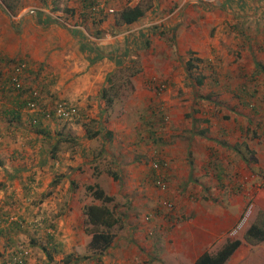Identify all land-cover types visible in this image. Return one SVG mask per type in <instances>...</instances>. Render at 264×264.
Segmentation results:
<instances>
[{"label": "crops", "instance_id": "0c3cea01", "mask_svg": "<svg viewBox=\"0 0 264 264\" xmlns=\"http://www.w3.org/2000/svg\"><path fill=\"white\" fill-rule=\"evenodd\" d=\"M149 2V8L130 25L110 27L109 22L101 23L100 37L89 35L83 39L77 36L79 32L85 33L79 24L68 25L67 31L77 45L87 50L85 63L91 66V72L77 82L71 79L69 89L60 90L72 75L63 77L59 86L55 83L50 86V93L77 103L80 111L88 114L95 96L87 97L89 94L85 93L81 97L77 91L82 81L90 94L99 93L100 98L105 88L103 82L110 83L112 72L107 69L100 72L106 63L113 69L124 66L133 71L126 76L128 92L123 102L107 103V108L106 105L99 107L93 116L95 126L102 128L98 152L82 146L90 140L84 136L80 137L79 148L70 159L64 158L67 153L62 152L65 148L62 143L76 140V136L71 133L63 136L60 134L65 132L63 125L57 132L50 124L53 139L58 142L54 158L49 157L45 141L27 125V113L22 111L23 115L10 123V131L3 132L9 114H3L2 110L10 106L15 109V104L9 103L6 97L0 100L3 106L0 109V188L4 184L5 189L13 186L2 196L0 207L15 218L19 215L24 219L22 226L10 221L0 227V264H17L12 258V247L26 251L22 255L23 264H192L203 252L215 253L228 238L248 195L252 196L259 184L263 191L255 194L254 207L264 211V0ZM159 24L163 25L162 30L155 33L154 28ZM107 26L117 31L115 38L104 35ZM157 46L159 51L154 53ZM162 49H166V70L161 75L167 84L169 81L172 94L173 88L180 87L190 62L191 68L199 72L194 76L193 85L181 89L191 92L200 86L202 91L207 88L206 80L213 79L212 87L205 90L217 97L210 98V103H197L196 107L187 99L176 103L167 100L168 110L173 114L172 122L165 126L167 139L157 143L149 141L146 145L147 138L138 133L150 116L148 97L152 99V94H143L150 89L146 86L148 78L155 76L137 72V57L151 56V62H156L154 56L161 55ZM211 62L217 64L213 74L200 70L198 64ZM200 76L201 81H196ZM78 82L81 83L77 85ZM243 89L254 99L252 112L247 109L240 115L230 112L229 119L223 120L218 106L222 103L220 99H225L229 106L237 104L232 96L241 94ZM203 106L214 118L204 116ZM71 126L78 128L75 124ZM222 147L227 150L222 152ZM97 157L108 162L115 177L101 171L105 166L99 167L98 176L93 177L91 164L98 161ZM153 159L156 168L150 167ZM154 172L165 182L164 191L153 187ZM30 177L36 185L29 194H24L22 185ZM94 181L108 195H125L130 199L124 204L129 206V216L121 217L122 227L100 255L85 250L89 237L83 232V203L78 194L84 184ZM110 183L116 189L110 190ZM16 187L20 192L14 193ZM122 188L124 193H119ZM161 198L173 203L170 211L158 212L162 209ZM146 207L152 210V217L147 221L138 219L137 211ZM40 218L42 222H38ZM245 226L238 237L240 243L223 264H264V245L243 241ZM47 235L54 249L44 252L41 246Z\"/></svg>", "mask_w": 264, "mask_h": 264}, {"label": "rangeland", "instance_id": "374dc122", "mask_svg": "<svg viewBox=\"0 0 264 264\" xmlns=\"http://www.w3.org/2000/svg\"><path fill=\"white\" fill-rule=\"evenodd\" d=\"M134 1L135 0H99L98 5L101 4L102 7L106 6L107 9L110 8L111 10L113 9L114 11L116 10L115 8H119L121 3L133 4ZM145 1L146 0H142V2H145ZM75 3L76 1L74 2L73 0H4V1L0 0V54H7L10 57H14L16 54H23V53L28 54L30 56L31 61L27 68L29 69L31 68L32 70L39 71L38 76L35 77V82L36 80L41 81V79H44V82H46L48 79L52 78L53 82L49 85V90H50V86L53 83L59 86L60 85L59 82L63 83V77L72 75L59 88L60 90L61 89L63 90L66 87L67 89H69V86L71 84L70 82L71 79L76 80L75 82H77V79H81L82 75H84L87 72L88 73L91 72L90 70L91 66L85 63V61L87 60V57H86L87 50L85 49V47H81L77 45L78 43H76V41L73 39L69 31H67V29H70L68 25L79 24V26H81L84 29L85 33L81 34L79 32L77 36L80 35L83 37V39H88L87 36L92 35V32L94 31L96 27H94L93 24L89 22L90 20L82 21L81 17L72 16L73 14L69 12V10H71V8H74V6L76 5ZM6 4L10 5L11 10H9L5 6ZM113 11L111 12L107 11L106 14L107 15L109 14L108 16L110 17V14H112ZM108 16H106V19ZM81 21L83 24L80 23ZM43 23L45 24L43 25ZM96 26L98 27V29L101 28L100 24L96 23ZM162 26H163L162 24L157 25V27L155 26L154 28L156 31L155 33H160V31L162 30L160 27ZM15 27H18V31H14L13 28ZM103 31H104V35L106 36L109 35L110 38H115L114 35H117V32L114 34H111L107 30H103ZM101 33L103 34L102 31ZM100 36H97V37H100ZM153 51L154 53L156 51H159L158 46L154 48ZM165 51L166 49L165 50L162 49L161 55L158 54L154 56L156 57V59H154L156 62H151V56H144L142 54V56L137 57V72L144 73L143 74L144 76H148L147 74L152 73V75L155 76V79L166 81V87L158 95L154 94L149 83L145 82L146 86L149 87L151 91L149 89L148 92L143 94V95L146 94L145 96H147V94H149V96L152 94V97L154 96L155 98L154 102L157 103V105H160L162 107V113H160V111L157 112V108H156V110L154 111V115H158V120L160 121L159 125L155 127L156 131L157 133H159V136L164 141H166L167 139V135L165 132V126L169 124L170 122H172V119H173V114H171L170 110H168V107H167V100H171L176 103V102H181L187 99L191 101V105H195L196 107V106H199L197 103H201V102L203 104L204 102L205 104L210 103L208 101L210 98L213 99V97L214 98L217 97V96H214L212 93H206L208 90L207 88L212 87L213 79L211 81L206 80L207 88L205 89L207 90L204 89L202 91H199L200 86H197L195 89H191V92L190 91L185 92L181 89V87L189 88L191 84L193 85L194 76H196L197 73L199 72L197 71V68L192 69L191 67L185 68L186 71L181 80L182 82L180 84V87L178 86L176 88H173L174 94H172V88H171V85L169 84V81L167 84V79H165V77L161 75V73L163 71L165 72L166 70L165 69V58H166ZM137 56H139L138 53H137ZM66 60L67 62L63 64L62 62ZM198 66L200 67V70L201 69L204 71L207 70L208 72H210V74H213V69L217 68V64H214L212 62L206 63V64H198ZM106 69L110 70L109 72L111 71L112 72L109 75L110 83H107L106 80L103 82V85L105 86L103 90H105L107 96L111 97L112 102H110V104L111 103H114L116 105L121 104L124 100V97L127 95V92H128L126 76L130 72L129 68L120 66V67H116L115 69H113V68H110L106 63L104 65V68L102 67L100 69V72ZM23 74L25 75V71ZM31 78H34V76H31ZM80 83L81 82H78L77 85H79ZM241 85L245 87L244 83H242ZM86 86L87 84L86 83L84 84V81H82L81 85L79 86V90L77 92H79L81 97H84L85 93L89 94L87 97L95 96L94 102L92 101V103H90L92 105L90 107L92 108V110L88 111L89 115L86 113V111L81 112L77 106V103L74 104L73 102H71L72 104L77 106L78 114L80 117H77L73 120L64 121L61 124L60 123L59 124L55 123L54 125L52 124L54 126L53 130L57 132H59V129L62 128L60 126L63 125V130H65V132L62 131V133H60L61 135L67 136L68 133H71L72 135L76 136V140L75 139L72 141L68 140L66 142H63L61 145L65 147L64 149H62V152L67 153L66 157L63 156L66 159H70V156H72V153L75 149L76 151L78 150L79 148L78 144H79L80 137L85 138L84 136H85L86 128H88L89 130V129H94L96 127L93 121L88 122L89 119L93 118V116L96 115L97 113L96 110H98L99 107L102 108L103 106L106 105L105 101L99 98V93L96 95L95 94L93 95L92 93L90 94ZM98 90L100 91V88H98ZM241 91H242L241 94H234L232 96L234 99L236 98L237 104L231 103L229 106L225 99H220L222 103L218 106H220L222 110V114L224 115V118L222 117L223 120L229 119V116H231L230 112H234L237 115L244 114L242 113V111L244 112V110L246 109L252 112L253 110L252 108H254V99L251 98L252 97L251 95L244 93L245 89ZM192 95L194 96L192 97ZM198 96L201 97L202 99L199 100L200 98ZM59 99L61 98L59 97ZM148 99L149 101L151 100L150 97H148ZM61 100H64V98H62ZM227 101L229 102V99ZM240 102H243L244 106H241ZM157 105L155 107H157ZM225 105L227 106L225 107ZM204 106H203L205 110L203 111L204 116L206 118H214L213 115L210 114V110H206ZM106 108H107V105H106ZM117 108H116V111H117ZM87 109L89 108L87 107L86 110ZM215 110L217 111L218 109H215ZM83 114L85 117L82 116ZM161 114L163 116H166V118L163 119L161 116H159ZM83 123L85 124V126L82 125ZM72 124H75L76 125L75 127H78L79 129L78 128L76 129L74 127L73 129L71 126ZM101 134H102V131L98 135H95L94 138H90V140H86V141L82 140V141H85L83 142L82 146L86 148H92L91 150H95V152H98V150L101 148V140H102ZM145 134H146V131L141 136H145ZM220 150L223 152L224 150H227V149L222 147ZM98 160L100 161L101 158H99ZM96 164L97 162L95 160V162H93L91 166H94ZM92 174H94V172ZM33 178L35 179L34 176ZM5 185L6 184H4L3 187L0 188V200H2V196L7 195L8 192L11 191L13 188V186H9L8 188L5 189ZM259 185L257 189L255 188L256 189L255 193H253L252 196L248 195V197H250L249 200L251 203V210L249 214L247 215L246 219L243 220L241 227L234 229V231H232L228 235V238L233 239V238L240 237L243 226L246 224L245 226V229H246L248 225L251 223V221L254 219L256 212L258 211L254 207V196L258 190H259L258 192L263 191L262 186L261 185L259 186ZM108 187L110 188V190L116 189L112 183H110ZM17 188L18 187L13 189L14 193L20 192V191H16ZM165 189H166V184H165ZM123 191H124V188L120 189L119 193H124ZM78 194H79V198H81L82 200L81 203L88 204L91 202L96 205L98 204V201L96 200L91 201L90 197L84 196L83 191L78 192ZM262 195L264 197V193ZM119 196L120 195L113 194L112 201H110L106 205L113 209L117 217L123 215L127 218L130 214L129 207L127 208L124 205H122L123 199L119 198ZM161 199H165V198H161ZM161 199H159V201ZM149 211H150L149 207H146L143 211H137V218L138 219L141 218L145 220L144 217L148 216V219H146L145 221L149 220L152 217V213ZM120 227H122V223H121V219H118V222L114 226H112L110 230L113 234H115L117 233ZM48 231L51 232L49 228H48ZM84 235L89 237V235L87 234H84ZM262 244L264 245V242H260L258 245H262ZM85 250H89L87 248V245H85Z\"/></svg>", "mask_w": 264, "mask_h": 264}, {"label": "trees", "instance_id": "16d2710c", "mask_svg": "<svg viewBox=\"0 0 264 264\" xmlns=\"http://www.w3.org/2000/svg\"><path fill=\"white\" fill-rule=\"evenodd\" d=\"M4 1V0H3ZM76 1V5L74 8H71L69 12H71L72 16L81 17L82 21L90 20L89 22L93 24L96 29L92 32V35L94 37L100 36L101 29H98L96 26L97 24L101 23H108L109 26L111 24L115 26H127L132 24L134 21L139 19L144 12L149 8L150 2L149 0H146L145 2H142V0H138L134 4H127V3H121L119 8H115L116 10L113 11L112 14H110V17L106 14L107 8L106 6L102 7L98 5L99 0H73ZM9 10H11L10 5H5ZM76 13V14H75ZM71 15V14H70ZM106 16L107 19H106ZM82 21L80 23H82ZM21 23V22H20ZM19 23V24H20ZM83 24V23H82ZM109 26L106 27L105 30L110 32L111 34L116 33L117 31H113L109 29ZM14 31H18V27L13 28ZM31 59L30 56L26 53L23 54H16L14 57H10L7 54H0V100H3V97H6L9 99V103H14L15 109H13L11 106L6 107L3 109V106L0 105V109L2 110V113L9 114L7 115L6 122L7 126L3 128V132L7 133L6 131H10L11 129V122L20 114H22V111L24 113H27V125L30 127V131H32L35 135H38L40 139H43L45 141V145H47L48 148V155L49 157L54 158L56 143L58 140H54L53 136L51 134V127L50 124L54 125L55 123L61 124L64 121L60 118L53 117V107L55 104H57L61 99H59L55 94L50 93L49 85L52 83V78L48 79L46 82H44V79H41V81L35 82V77L38 76L39 71L32 70L31 68H27ZM20 62H25L26 69H25V75L21 74L17 76L20 86L15 88L11 85V74L12 69L15 65H17ZM192 63L187 62L186 68L192 67ZM131 71L130 73H132ZM31 76H34L33 81L29 82V79ZM203 77H196V81H201ZM110 81V80H109ZM160 80L161 83L164 84L166 87V81ZM35 83V84H33ZM35 85V86H33ZM36 90L38 94V101H37V109L32 112H28L24 109V104L28 100H31L32 98V91ZM100 98L105 101V103H110L111 97L106 95L105 90H101ZM155 98L154 96L149 101V117L147 122L144 125V128L142 131L140 130L138 133L140 136L144 134L146 131L145 137L147 140H145L146 145H149L151 141L152 143H157L158 141L161 142V137L159 136V133L156 131V126L159 125L160 121L158 120V115H154V111L156 110L157 103L154 102ZM3 105V104H2ZM44 110L47 111L50 116L45 117L44 114L40 111ZM78 111V110H77ZM157 112H159L157 110ZM160 113H162V109L160 110ZM23 115V114H22ZM161 116V115H159ZM77 117H80L79 115ZM162 117V116H161ZM88 122L95 123V119L91 118ZM33 120V122H31ZM87 122V123H88ZM82 125L85 126L83 123ZM101 127H95L94 129L86 128L85 130V137L87 139H90L94 135H97L101 132ZM104 134H106L104 132ZM1 135V134H0ZM142 137V136H141ZM62 140L65 138H61ZM70 139H74L71 138ZM52 141V142H51ZM157 153V152H156ZM101 157H97L99 159ZM154 160V159H153ZM97 164L92 166V173L94 172L93 177L96 178L100 171L99 167L105 166L106 168H102L101 171H104L105 173L109 174L112 177H115V171L112 168H109L107 163L103 162L102 160H96ZM155 160L153 161V163ZM156 163V162H155ZM152 164V162H151ZM152 168V166L150 165ZM104 169V170H103ZM152 175V173H151ZM156 174L152 175L151 181L153 185V181L156 178ZM151 177V176H150ZM31 178V179H30ZM25 180V183L23 186L24 194H29V191H32V188L35 187L36 182L35 180L30 177ZM83 194L84 196L90 197V200H96L98 201V204L88 203V204H82L81 206V212L83 216V231L85 234L89 235V240L87 242V248L93 252H95L97 255L102 254L107 247H109L112 239H113V233L111 232L110 228L114 226L118 219H121L123 216L117 217L115 215L112 208L108 207L106 204L112 201V195H108L104 192V190L98 185L96 181L93 183H87L83 186ZM119 198L123 199L122 205L127 203L130 199H128L125 195H120ZM129 203V202H128ZM129 206H127L128 208ZM152 211V210H151ZM149 211V212H151ZM147 212V213H149ZM10 214V215H9ZM0 215L4 216L5 218L11 215L7 210L0 207ZM14 217V216H13ZM19 217V218H18ZM17 218L14 217L12 221L16 222L19 226H22L24 223V219L21 218V216L18 215ZM42 222V218L38 220V222ZM10 223V222H9ZM18 225H14L16 228H20ZM1 227V226H0ZM242 239L248 244H254L258 242H264V211L258 210L256 212V215L254 219L251 221V223L248 225V227L244 230L242 233ZM240 243V240L238 238L233 239H225L223 243L220 245V247L216 250L215 253L209 254L207 252H203L201 255L198 256V258L195 259V261L192 264H223L225 260L229 257L231 252L237 247V245ZM11 250H17L19 252L23 251L24 249H13ZM41 249L44 250H53V242L51 240V237L49 235L46 236V240L44 241L43 246H41ZM26 255V254H25ZM24 260L22 259V262Z\"/></svg>", "mask_w": 264, "mask_h": 264}, {"label": "built area", "instance_id": "2783aa9c", "mask_svg": "<svg viewBox=\"0 0 264 264\" xmlns=\"http://www.w3.org/2000/svg\"><path fill=\"white\" fill-rule=\"evenodd\" d=\"M99 6H101V4ZM107 11L111 12V9L108 8ZM26 67L27 66H26L25 62H20L13 67L12 74H11V85L14 86L15 88L20 86V83H19L17 76L23 74ZM147 83H149L151 89L153 90V93L156 95L160 94L165 88L164 84L161 83L160 80H157L155 78L148 79ZM31 95H32L31 100H28L24 104V109L28 112L38 110L37 109V101H38L39 97H38L36 90H33ZM156 108L158 111H160L162 109V107L160 105H157ZM52 110H53V113H52L53 117L60 118L63 120H73V119L77 118V116L79 115L78 111H77V107L68 100L59 101L57 104H55V106L53 107ZM40 112H42L45 117L50 116V114L47 111L42 110ZM161 116L163 119L166 118V116H163L162 114H161ZM31 122H33V120H31ZM151 166H152V168H156V163L152 162ZM153 186L155 188L161 190V191L165 189V183L158 176H156V178L154 179ZM249 198L250 197L247 198L245 205H244V209H243V211L239 217V220L237 221V223H236V225L232 231H234V229H236V228H240L242 223H243V220H245L247 215L249 214V212L251 210V203H250ZM159 206L162 209L158 212H166V211H170L172 209L173 203L168 199H161L159 201ZM13 219H14L13 216H9V217L5 218L4 216L0 215V226H2L4 223H8V222L12 221ZM144 219L145 220L148 219V216L144 217ZM25 254H26L25 250H23L21 252L13 251L12 252V258H13L14 262H16L17 264H23V262H22L23 256L22 255H25Z\"/></svg>", "mask_w": 264, "mask_h": 264}, {"label": "clouds", "instance_id": "9594fccd", "mask_svg": "<svg viewBox=\"0 0 264 264\" xmlns=\"http://www.w3.org/2000/svg\"><path fill=\"white\" fill-rule=\"evenodd\" d=\"M112 11V10H111ZM14 251H17V250H14ZM13 252V251H12Z\"/></svg>", "mask_w": 264, "mask_h": 264}]
</instances>
